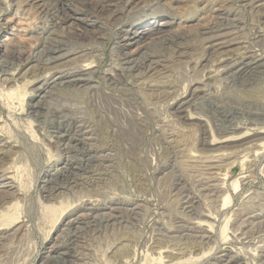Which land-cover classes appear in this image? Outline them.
<instances>
[{"label": "rangeland", "instance_id": "rangeland-1", "mask_svg": "<svg viewBox=\"0 0 264 264\" xmlns=\"http://www.w3.org/2000/svg\"><path fill=\"white\" fill-rule=\"evenodd\" d=\"M124 244L264 264V0H0V264H117Z\"/></svg>", "mask_w": 264, "mask_h": 264}, {"label": "bare ground", "instance_id": "bare-ground-1", "mask_svg": "<svg viewBox=\"0 0 264 264\" xmlns=\"http://www.w3.org/2000/svg\"><path fill=\"white\" fill-rule=\"evenodd\" d=\"M125 1H127V0H125ZM123 4H125V3H123ZM64 5V4H63ZM105 5V4H104ZM100 7H102V6H100ZM105 8V7H104ZM123 9V8H122ZM104 10L103 9H101L100 10V12H103ZM119 13V12H118ZM116 15V14H115ZM221 33V32H220ZM237 39V38H236ZM223 41V40H222ZM220 47V46H219ZM251 49V48H250ZM50 48H45L44 50H42L41 52H39V54H38V56H37V58H36V62L38 63V62H43V61H46V60H51V59H55V58H58L59 56H57V57H50L49 56V52H50ZM247 52V51H246ZM250 53V52H249ZM11 55H14V56H17V57H21V55H23V52L22 51H20V50H13L11 53H10ZM244 54V53H243ZM246 54V53H245ZM248 54V53H247ZM255 55H256V53H254ZM254 54H253V56H254ZM241 55V54H240ZM250 54H248V56H249ZM47 56H49V57H47ZM43 57H47V59H43ZM231 57V56H230ZM242 57V56H241ZM244 57V56H243ZM238 58V57H237ZM233 59V58H232ZM235 59L236 58H234V61H235ZM239 59H241V58H239ZM43 60V61H42ZM256 60V59H255ZM262 60H263V58H262ZM243 62V61H242ZM126 63H127V65L129 64V68H127L128 70L129 69H131V70H133V69H135V70H138V69H140L141 67H142V65H143V63L141 62V64L140 63H135L134 61L132 62V61H130V60H128V61H126ZM231 63V62H230ZM241 63V62H240ZM244 63V62H243ZM254 63V62H253ZM257 63V62H256ZM239 64V63H238ZM261 64V63H260ZM40 65V64H39ZM244 65V64H243ZM255 65V64H254ZM76 66V65H75ZM86 66H88L87 64H86ZM85 66V67H86ZM149 66V65H148ZM45 67V66H44ZM84 67V66H83ZM150 67V66H149ZM75 68V67H74ZM237 68V67H236ZM254 68V67H253ZM72 69H73V67H72ZM148 69V68H147ZM238 69V68H237ZM255 69V68H254ZM75 70V69H74ZM76 70L77 71H79V72H81V70L82 69H77L76 68ZM215 70V69H214ZM216 70H218V69H216ZM252 71V68L249 66V64L247 65V64H245L240 70H239V73L240 74H249L250 72ZM63 72V71H62ZM221 72V71H220ZM72 73H73V71H72ZM76 73V72H75ZM83 73V72H82ZM80 75H82L81 73H79ZM245 76V75H244ZM62 77H65V78H67V80H65V82H62V81H59L58 83H57V85L60 87V89H58L57 91H60V90H64L65 89V91L66 90H68V89H71V87L73 88V87H75V88H78V85L79 84H81V83H83L85 80L83 79V78H68V76L67 75H65V74H62ZM81 77V76H80ZM115 77V76H114ZM138 77V76H137ZM117 78V77H116ZM108 79V78H107ZM255 81V80H254ZM86 83V82H85ZM123 83V82H122ZM245 83V82H244ZM93 86V85H92ZM122 86V85H121ZM118 87H120V86H118ZM198 88V87H197ZM74 89V88H73ZM79 89V88H78ZM74 91V90H73ZM60 93V92H59ZM69 94H70V92H69ZM23 96V95H22ZM23 98V97H22ZM22 98H21V101H22ZM183 100V99H182ZM191 100V99H190ZM189 101V100H188ZM183 102V101H182ZM186 102V101H185ZM184 103V102H183ZM187 103V102H186ZM183 105V104H182ZM188 105V104H187ZM79 107V106H78ZM187 107V106H186ZM32 108H34V111H33V113L35 114V115H38V112L39 111H41V109H42V106L40 105V104H37V105H35V106H33ZM204 108V107H203ZM184 110V109H183ZM185 111V110H184ZM179 112V111H178ZM39 115H41V114H39ZM62 116V115H61ZM64 117V116H63ZM217 117V116H216ZM78 120V119H77ZM53 121V120H52ZM49 122V121H48ZM59 122V121H58ZM89 123V122H88ZM80 124V123H79ZM91 124V123H90ZM59 125V124H58ZM61 125V124H60ZM83 125V124H82ZM75 127V126H74ZM78 127V126H77ZM86 127H88V126H86ZM65 130V129H64ZM70 131V130H69ZM105 135V134H104ZM97 136V135H96ZM63 137H64V139H67V140H71V139H75V138H73L72 136H70L69 134H65V135H63ZM95 137V136H94ZM96 139H97V137H96ZM75 141L77 142V143H81V141L82 140H80L79 141V139H75ZM170 143V142H169ZM92 145V144H91ZM68 147H70L69 145H68ZM68 147L67 146H65V149H68ZM70 149V148H69ZM77 149V148H76ZM166 149V148H165ZM168 149V148H167ZM70 151V150H69ZM74 151H75V149H74ZM79 151V150H78ZM249 151V150H248ZM257 153V151L255 152L254 151V154H256ZM259 154V153H258ZM105 157V156H104ZM244 158V157H243ZM112 159V158H111ZM220 159V158H219ZM245 159V158H244ZM87 160V159H86ZM91 161V160H90ZM186 161V160H185ZM88 162H89V160H88ZM109 162V161H108ZM212 162V161H211ZM248 162V161H247ZM209 167V166H208ZM211 167V166H210ZM64 168V167H63ZM70 168V167H69ZM112 168V167H111ZM212 168V167H211ZM215 168V167H214ZM213 168V169H214ZM219 168V167H218ZM216 169V168H215ZM97 170V169H96ZM58 171V170H57ZM79 171H83V168H79ZM85 171V173H87V171L86 170H84ZM110 171H112L111 169H110ZM55 173H58V172H55ZM97 173H99V172H97ZM106 173V172H105ZM82 174H84V172L82 173ZM96 174V173H95ZM55 175V174H54ZM73 175V176H72ZM76 174H75V172H71L70 170H67V168H65V169H60L59 170V173H58V176H57V178L55 179V180H50V181H48V183L50 184L49 185V188H48V193L49 194H51L52 192L53 193H55V194H60V192L61 191H59V189H61V188H63V187H58L57 188V186L55 185V184H61V185H63V183H64V185H65V183H67L68 182V180L69 179H71V178H73V179H75L74 178V176H75ZM88 175V174H87ZM205 175V174H204ZM218 175V174H217ZM72 176V177H71ZM81 176V175H80ZM89 176V175H88ZM88 176H87V179H88ZM81 177H83V176H81ZM222 177V176H221ZM79 178V177H78ZM86 178V177H85ZM89 179H91V178H89ZM207 179V178H206ZM211 180V179H210ZM73 181V180H72ZM71 181V182H72ZM93 182V181H92ZM192 183V182H191ZM223 183V182H222ZM236 182H234L233 183V186H236V184H235ZM72 184V183H71ZM74 185H75V183H73ZM85 184H86V182H85ZM217 186V185H216ZM213 187V186H212ZM215 187V186H214ZM67 188V187H66ZM88 188V187H87ZM208 188V187H207ZM179 190V189H178ZM91 191V190H90ZM89 191V192H90ZM94 191V190H93ZM216 191V190H215ZM183 194V193H182ZM188 195V194H187ZM89 200V199H88ZM191 200V199H190ZM183 201V200H182ZM188 201V200H187ZM179 202V201H178ZM128 212V211H127ZM135 209H131V210H129V213H131V215H133V214H135ZM126 214V213H125ZM130 215V214H129ZM122 217V216H121ZM124 218V217H123ZM93 219H95V218H93ZM122 219V218H121ZM133 219V218H132ZM135 219V218H134ZM125 220V219H124ZM76 223V222H75ZM119 223H121V222H119ZM73 224L74 223H72V224H70V226L69 227H71V226H73ZM130 225V224H129ZM185 227V226H184ZM189 228H191V227H193V226H188ZM76 228H78V227H76ZM80 228V227H79ZM174 228V227H173ZM188 229V228H187ZM186 229V230H187ZM77 230V229H76ZM79 230H81V229H79ZM69 231V230H68ZM94 231V230H93ZM190 231V230H189ZM195 231V230H194ZM198 232V231H197ZM68 234V233H67ZM112 235V234H111ZM165 235V234H164ZM170 236V235H169ZM194 236V235H193ZM203 236V235H202ZM206 236H208V235H205V237ZM74 237V236H73ZM204 237V236H203ZM75 238V237H74ZM196 238H198V237H196ZM74 240V239H73ZM127 240V239H126ZM202 242V241H201ZM206 242V241H205ZM167 243V242H166ZM128 244V243H127ZM201 244V243H200ZM125 245V244H124ZM133 245V244H132ZM132 245L131 244H129V246H127V245H125L126 246V250L124 249V252L121 254V252H120V257L118 256V263L117 264H133V261H135V249L132 247ZM169 245V244H168ZM264 245V244H263ZM124 246V247H125ZM131 247L134 249V251H132L131 250ZM201 248V247H200ZM198 251V250H197ZM65 254H67V252L65 253ZM64 255V254H63ZM167 256V255H166ZM193 256V255H192ZM191 256V257H192ZM173 257V256H172ZM230 257V256H229ZM169 258V257H168ZM59 259V263H61V260L63 259H61V258H58ZM171 259V258H170ZM173 259V258H172ZM171 259V260H172ZM190 259H192V258H190ZM169 260V259H168ZM58 261V260H57ZM59 263H52V264H59ZM116 263V262H115ZM63 264V263H62ZM66 264V263H65ZM229 264V263H228Z\"/></svg>", "mask_w": 264, "mask_h": 264}]
</instances>
